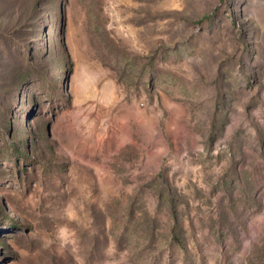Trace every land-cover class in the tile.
Here are the masks:
<instances>
[{
    "label": "rangeland",
    "instance_id": "obj_1",
    "mask_svg": "<svg viewBox=\"0 0 264 264\" xmlns=\"http://www.w3.org/2000/svg\"><path fill=\"white\" fill-rule=\"evenodd\" d=\"M0 264H264V0H0Z\"/></svg>",
    "mask_w": 264,
    "mask_h": 264
}]
</instances>
